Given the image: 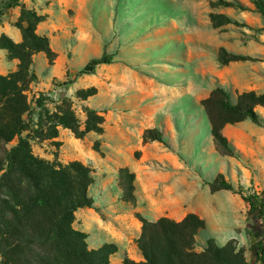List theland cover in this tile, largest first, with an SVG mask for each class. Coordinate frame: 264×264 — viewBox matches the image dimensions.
<instances>
[{
	"label": "rangeland",
	"instance_id": "1",
	"mask_svg": "<svg viewBox=\"0 0 264 264\" xmlns=\"http://www.w3.org/2000/svg\"><path fill=\"white\" fill-rule=\"evenodd\" d=\"M26 1L44 8L48 18L40 31L57 54L53 65L45 53L35 56L39 79L29 98L45 93L55 101L47 103L50 111L69 99L81 128L88 108L105 118L102 133L77 138L60 126L58 137L32 143L45 159L81 160L95 168L90 194L97 209L76 211L74 222L89 234L90 247L118 243L110 264H123L125 257L138 261L134 240L141 218L180 220L193 212L207 223L197 237L200 244L210 237L221 245L235 239L248 264H263L264 204L262 214L249 221L250 205L240 194L213 190L208 181L223 173L235 186L264 193V106H256L261 124L246 119L222 129L235 147L232 155L215 142L202 104L217 86L234 102L243 92L264 93V18L253 0H221L232 4L216 6L220 0ZM19 11L13 10L14 17ZM211 12L234 22L214 27ZM222 47L249 58L222 64ZM102 55L112 62L79 74ZM15 66L0 49V74ZM90 89L96 93L80 96ZM154 128L164 132L165 143L144 138L145 130ZM123 167L135 174L128 202L119 176Z\"/></svg>",
	"mask_w": 264,
	"mask_h": 264
},
{
	"label": "trees",
	"instance_id": "2",
	"mask_svg": "<svg viewBox=\"0 0 264 264\" xmlns=\"http://www.w3.org/2000/svg\"><path fill=\"white\" fill-rule=\"evenodd\" d=\"M253 2L264 18V0ZM213 4L232 3L220 0ZM17 7H21V14L13 24L22 31V41L16 42L6 34L0 36V49L7 50L10 59L18 60L15 70L0 74V263L110 264L111 257L119 250L118 245L109 242L90 247L88 234L74 227L76 211L86 207L97 209L90 194L96 181L95 168L81 160L62 163L45 159L36 155L32 146L37 138L58 137L60 126L72 130L77 138L91 131L102 133L105 118L88 108L85 126L81 128L69 99L64 98L56 110L50 111L47 103L55 101L45 93L33 100L29 98L31 85L39 79L34 69L35 56L43 52L53 64L57 54L49 36L38 31L46 15L27 7L23 0H3L0 18ZM210 19L214 27L234 22L224 13L211 12ZM248 58L223 47L218 52L222 64ZM111 62L110 55H102L79 74H92L98 65ZM95 93V89H90L80 96L87 99ZM202 104L215 142L233 155L235 147L222 129L246 119L261 124L256 106H264V93L243 92L234 102L223 86H217ZM144 138L166 142L164 132L157 128L146 129ZM119 176L124 200L128 202L134 197L135 174L123 167ZM208 183L213 190L226 189L240 194L250 205L249 221L262 214L264 193H250L243 185L235 186L223 173ZM141 223L135 242L142 259L125 257L123 264H248L244 249L235 239L221 245L210 237L200 244L197 237L207 228V223L196 213L190 212L180 220L168 216L156 220L141 218Z\"/></svg>",
	"mask_w": 264,
	"mask_h": 264
},
{
	"label": "crops",
	"instance_id": "3",
	"mask_svg": "<svg viewBox=\"0 0 264 264\" xmlns=\"http://www.w3.org/2000/svg\"><path fill=\"white\" fill-rule=\"evenodd\" d=\"M38 3L37 4H40L39 3V1H37ZM23 3L27 6V7H30V8H35V9H37V11L40 13V14H43V15H47V14H45L44 13V11H43V7L41 6V7H39L36 3H32V5H29L28 4V2L26 1V0H23ZM35 5V6H34ZM17 10V9H20L21 10V7H17V8H14V9H12L6 16H5V18H3V19H1L0 18V36L2 35V34H6V35H8V36H12L11 38L14 40V41H16V42H20V41H22V39H23V36H20V33H19V31L17 30V29H19L18 27H16L14 24H13V22L15 21V20H17V18L19 17V15L21 14V11H19L18 12V14L16 15V17H14V14H13V10ZM48 17L46 16V19H47ZM44 22V21H43ZM42 23V22H41ZM41 23L39 24V26H38V31L40 32V33H42L41 31H40V25H41ZM17 28V29H16ZM20 30V29H19ZM21 31V30H20ZM21 33H22V31H21ZM42 34H44V33H42ZM3 50H5V49H3ZM6 52H7V50H6ZM7 55H8V52H7ZM10 59V58H9ZM11 60H13V61H16V66H15V68L14 69H11V70H9V71H13V70H15L16 69V67H17V64H18V60H16V59H11ZM50 65H53V64H50ZM8 71V72H9ZM7 72V73H8ZM7 73H5V74H7ZM95 204H96V202H95ZM97 206V205H96ZM86 208H88V207H86ZM90 209H94V208H89V209H87V210H90ZM80 210V209H79ZM77 214V213H76ZM104 227L105 228H107L105 225H104ZM103 227V225L102 226H100V229L101 228H104ZM108 231V230H107ZM141 231V230H140ZM88 234V233H87ZM139 234H140V232H139ZM139 234H138V236H139ZM89 235V234H88ZM106 235V234H105ZM137 236V237H138ZM108 237V236H107ZM136 237V238H137ZM88 238H89V236H88ZM135 238V239H136ZM135 241V240H134ZM115 242V241H114ZM108 243V242H107ZM117 243V242H116ZM136 243V242H135ZM104 244V243H103ZM102 245V244H101ZM100 245V246H101ZM117 245H118V243H117ZM119 246V245H118ZM137 246V245H136ZM99 247V246H98ZM138 248V247H137ZM119 250H120V247H119ZM118 250V251H119ZM139 250V249H138ZM140 251V250H139ZM118 253V252H117ZM141 253V252H140ZM114 256V255H113ZM139 256H141V259H142V254L141 255H139ZM112 258V257H111ZM141 259H139V260H141ZM138 260V261H139Z\"/></svg>",
	"mask_w": 264,
	"mask_h": 264
}]
</instances>
